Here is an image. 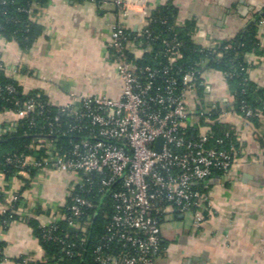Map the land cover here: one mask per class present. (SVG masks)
<instances>
[{
    "label": "built area",
    "instance_id": "1",
    "mask_svg": "<svg viewBox=\"0 0 264 264\" xmlns=\"http://www.w3.org/2000/svg\"><path fill=\"white\" fill-rule=\"evenodd\" d=\"M115 4L120 21L112 29L110 47L123 84L121 98L68 92L69 102L58 107L54 120L45 126L47 131L35 135L33 154L7 158L16 173L10 182L5 173L0 174V190L7 196L4 202L0 199V211L6 213L22 198L19 194L25 184L20 179L36 183L46 172L63 173L72 178L69 201L40 226L46 241L64 244L52 234L58 224L65 222L85 232L106 207L111 215H106V231L95 251L97 263L159 264L165 219L192 214L194 229L199 230L204 217L197 207L205 197L196 186L229 173L237 155L244 152L242 137L232 124L223 138H215L212 127L240 118L250 128L251 120L262 112L242 107L238 113L217 104L204 108L196 71H187L180 79L170 76L180 59L175 41H164L165 66H141L138 59L152 47H145L138 38L150 36L147 27L152 14L144 8L142 19L134 24V38L128 24L135 15L134 5L125 0ZM40 10L33 4L29 16L42 25ZM8 90L14 92L12 87ZM40 97L17 110V117L33 118L31 126H35V117L45 113ZM214 113L217 117L212 119ZM63 119L69 120L66 127ZM19 127V123L4 125L0 134L16 133ZM26 205L24 200L18 212L30 214ZM7 261L4 257L0 264Z\"/></svg>",
    "mask_w": 264,
    "mask_h": 264
},
{
    "label": "crops",
    "instance_id": "2",
    "mask_svg": "<svg viewBox=\"0 0 264 264\" xmlns=\"http://www.w3.org/2000/svg\"><path fill=\"white\" fill-rule=\"evenodd\" d=\"M125 1L135 7L133 20L128 22L132 30L137 31L134 24L142 19L145 7L152 14L170 4L177 10V24L195 23L192 39L206 49L256 27L261 49L246 56L248 78L258 91H264V0ZM40 13L43 34L31 50L0 38V60L23 92H38L53 107L67 104L71 90L83 97L120 99L123 84L110 47L112 29L120 21L115 0H48ZM200 86L204 108L217 104L235 109V91L225 74L205 70ZM258 119L260 125L251 121L250 128L240 118L224 120L242 137L244 152L237 155L229 173L218 174L203 185L205 201L198 208L204 223L199 230L194 229L192 214L165 219L159 264H264V114ZM17 121L14 113L5 112L0 128ZM71 183V176L46 172L25 191L23 197L32 214L18 212V221L6 232L0 229V243H5L4 255L9 260L2 264H18L19 258L43 260L29 220L39 226L50 222L67 205Z\"/></svg>",
    "mask_w": 264,
    "mask_h": 264
},
{
    "label": "trees",
    "instance_id": "3",
    "mask_svg": "<svg viewBox=\"0 0 264 264\" xmlns=\"http://www.w3.org/2000/svg\"><path fill=\"white\" fill-rule=\"evenodd\" d=\"M73 1L81 3L88 0ZM91 1L99 3L101 0ZM47 2L48 0H0V38L17 43L24 51L31 50L43 34V27L30 19L29 10L33 4L43 8ZM176 17L177 10L170 4L160 7L152 13L147 27L150 36L138 38V42H143L145 47L151 46L152 50L138 59V63L141 66L154 68L165 66L167 57L164 41H175L176 44H179L180 59L175 63L170 76L180 79L185 72L196 71L198 91L201 96L203 92L200 86V77L203 71H219L225 74L229 84L235 91L236 104L234 110L240 113L242 107H247L254 111L260 110L264 114V91H258L256 86L250 82L246 58L248 54L261 49L257 39L256 27L249 28L233 40L223 41L215 47L206 49L195 44L192 39L195 32V23L187 22L185 25L180 26L177 24ZM262 18H264V14ZM130 34L136 38L137 31L131 30ZM8 87L14 88V92H10ZM38 94L40 93L25 94L18 83L9 76L5 64L0 60V117L5 112H12L16 115L17 110L22 109L31 98L36 97ZM40 95V102L45 105V113L35 117L33 121L35 126H31L33 118H18L17 123L20 124V127L16 133L0 134V174H6L5 180L7 182H10L16 173V169L7 164V158L10 156L32 155L33 152L30 147L34 142L35 135H39L43 131L46 132L45 126L54 120L58 112V107H53L42 94ZM216 117L217 114L214 113L211 118L215 119ZM63 120V126L66 127L69 120ZM251 121L256 126L260 125L258 118H253ZM230 129V126L226 123H216L212 127L215 138H223L224 134ZM68 140L69 138L61 139V141ZM20 180L21 183L25 184L21 187L19 194L22 198L6 213L3 214L0 211V229L4 232L9 229L13 222L19 220L18 208L25 200L23 194L32 185L29 180ZM205 184L207 183L199 184L195 189L202 194L203 185ZM6 189H10V186ZM6 197L0 190V199L4 202ZM199 203L201 202L199 201ZM42 213V210H37V215ZM106 215L110 216L111 210L103 207L85 232L71 229L65 222L58 224L57 230L52 234L59 237L64 244L57 241H46L44 231L38 223L34 219L29 220V224L34 229L44 252V258L42 261H27L24 258H19L16 262L18 264H98L95 251L101 246L102 236L106 231L105 227L108 223ZM5 246V243H0V262L5 257ZM163 248L164 244L161 242V250Z\"/></svg>",
    "mask_w": 264,
    "mask_h": 264
}]
</instances>
